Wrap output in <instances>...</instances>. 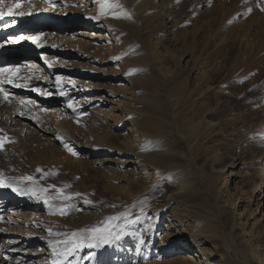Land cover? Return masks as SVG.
Here are the masks:
<instances>
[{"label":"rangeland","instance_id":"374dc122","mask_svg":"<svg viewBox=\"0 0 264 264\" xmlns=\"http://www.w3.org/2000/svg\"><path fill=\"white\" fill-rule=\"evenodd\" d=\"M93 1L104 14V23H111L112 27L98 23L100 27L91 31H101L103 38L97 43L103 48L97 57L86 60L61 54L67 52L65 39L73 41L77 33L87 32L86 28L33 27L34 23H20L28 20L23 12L15 20L20 7H8L12 11L10 20L14 18L15 24L6 27L8 33L0 43L15 40L22 27L27 28L28 35H39L40 40L34 46L37 50L28 55L31 51L21 48L15 63L27 62L25 67L30 69L27 79L34 74L43 77L40 68L41 63L45 64L51 77L46 72L50 79H41L53 81L54 90L59 93L42 91L29 85V80L21 82L22 87L21 83L15 86L13 92L0 84V137L6 141L0 149V179L4 181L0 188L16 190L22 182L20 178L32 177L27 184L45 195L51 209L48 223L66 228L69 233H83L108 222H117L116 229L121 230L127 222H137L140 237L135 241L149 262H153L151 253L158 245V240L148 244L149 239L154 234H172L191 240L201 254L200 264H264L259 259H264V226L260 230L250 227L253 216H257L259 209L264 210L261 198L264 184L259 192L254 191L260 167L264 165V130L257 128V112L253 107V98L262 96L261 72L247 73L250 68L247 59L259 55L256 49L262 46L264 0H208L194 11H191L193 0H175L178 6L167 14L150 11L151 3L156 2L159 8L171 0ZM20 2L12 0L10 4ZM8 9L0 12L7 14ZM45 10L42 14L47 18L58 20L64 15L60 12L63 10L54 13L53 2L46 4ZM132 11L129 20L134 21L133 29L127 31L122 24L119 30L116 26L121 24L115 26L111 22L113 17L117 20ZM68 14L69 20L71 15L86 19L75 8ZM18 22L20 26L16 27ZM92 41H96L95 37ZM76 46L79 51L93 52L83 48L84 44ZM4 48L17 50L16 45ZM76 65L88 73L85 78L71 73L77 70ZM11 77L8 73L7 78ZM7 78L4 84L11 87ZM75 78L93 87L91 99L103 97L109 89L119 93L114 103L119 110L115 115L122 123L120 127L112 126L104 118L109 104L94 100L91 104L94 109L90 110V105L85 107L80 99L66 95L64 85L74 83ZM185 81L187 88L183 91L181 85ZM11 115L13 119L25 116L38 128L54 131L57 141L41 139L29 149L30 141L40 133L36 130V134H29L20 126L28 121L17 119L13 123ZM125 119L135 124L133 134L126 130L129 124ZM205 122L213 123L216 130H209L210 136L198 137L194 133ZM187 123L199 126L190 133ZM90 148L106 153L89 157ZM213 150H217L215 157ZM132 152L137 154L136 163L127 162ZM106 155L116 162H102ZM183 170L193 172L190 187L194 192L180 194L179 202L168 205L165 196L175 192L176 181L172 180L182 175ZM224 172H230L231 195L220 191ZM18 227L14 223L5 228L0 226V261L6 257L10 264H26L24 251L15 246L14 238L5 237L15 231L23 233ZM179 254L174 251L165 258L176 262L172 264H184Z\"/></svg>","mask_w":264,"mask_h":264},{"label":"bare ground","instance_id":"6f19581e","mask_svg":"<svg viewBox=\"0 0 264 264\" xmlns=\"http://www.w3.org/2000/svg\"><path fill=\"white\" fill-rule=\"evenodd\" d=\"M20 1H22V2H20ZM34 1H36V0H34ZM207 1L208 0H193V3H192L193 7H192L191 11H194L195 7L197 8L199 6L205 5ZM10 2H12V0H8V1L3 0V4H0V11H3L4 9H8V7H10V6L15 7L16 4H14V3L10 4ZM19 2L21 3V4H19L20 9L16 13V17H17V15H18V17L15 18V20H18L19 16H21L22 12L24 14H26V17H28L27 22H23V21H21V19H19V21H21L20 23H22V24L25 23L26 25H28L30 23H32V24L34 23L33 27H35L37 25H42L43 27L50 29V30L53 29V27H56L58 25H62L65 27H74L76 25L77 27L81 26V27L86 28L85 30L87 32H79V33H77V35H75V36H78L77 38L75 37L76 40L74 39L72 41L69 39H65L67 52H61V54L72 55V56H74L80 60H86V59H90L92 56L94 57V56L98 55L99 53H101L102 50H100V49L103 48V46L98 45L97 41L99 42L100 40H102L103 35H100L99 32H101V31H96V33H92L91 31L95 32L94 29L97 27H100V25L98 23H103V24H106V23H104L105 22L104 14L102 12H100L101 11L100 8H96L95 4H97V3L94 2L93 0H40L39 2L36 1L35 3H28L25 5L23 3V0H19ZM50 2H53L55 5L54 13L57 14V12H59V10H63V11H60V12H64V15L61 19L57 20V19L47 18L45 14H42V13L47 12L45 10V6H46V4H49ZM156 6H157V3L152 2L151 7H150V11H155L156 13L164 12L165 14H167L171 11H174V9L178 6V3L175 0H171L169 3H166V4L162 3L161 6H159V8H156ZM86 7H89V8L87 9ZM72 8H75V11L82 13L86 19L84 20L82 17L73 18V15H71V14L70 15L72 16V18L70 20L67 19L66 17L69 15L68 12H71ZM64 10H66V11H64ZM132 14H133V11L130 13H126L122 16H118L120 18L117 20H116V16H115V17H113L111 22L114 25L115 24H121V25H117V26L115 25L116 27H119L118 28L119 30H121L122 24L124 25L123 28H127V31L131 30L135 27V24L133 23L134 21L133 22L130 21ZM253 14H255V13H253ZM10 17L11 16L7 15V14L0 16V21H1L0 28L7 29L6 27L13 26L15 24L14 18L11 21ZM29 19H30V21H29ZM79 20H81V22H79ZM82 20H84V21H82ZM109 25H111V23ZM109 25H107V26L109 27ZM15 26L19 27L20 26L19 22L16 23ZM111 27H112V25H111ZM111 27H109V28L111 29ZM20 29H21L20 32L17 34L16 37H14V38H16L15 40H18L19 42H17V43L9 42L8 44L0 43V51H3V47H13L14 45H16L18 49H21V48L26 49L27 48V49L32 50V51L37 48V47H34L37 45L32 43L31 39H29V37H32V36L26 34L27 28L25 29L24 27H22ZM88 30H90V32ZM114 31H115V29H114ZM14 32L15 31L12 30V33H14ZM87 35L90 36L88 39H86ZM91 35H93V36H91ZM93 37H95V39H96V41H94V42L92 41ZM119 38H120V36H119ZM84 39H86V40H84ZM78 43L84 44V46H82L83 48L86 47V49H88V50L91 49V51H93V52L89 53L87 50H84V49H83L84 51L83 50L79 51L77 49V46H76V44H78ZM256 51L260 52L259 55H253L252 60L247 59L250 61V68L247 70V73H248V75H250L254 71H260L261 72V78L259 79V89H260L262 96L259 98L258 97L253 98V104H254L253 107H254L255 111L257 112V114H255L256 119L258 120L257 128H258V130L259 129L264 130V35H262V46H261V48L258 47L256 49ZM5 54H6V52H5ZM9 55L11 56L12 60H11V64L8 67H10V68L15 67V68L19 69V71L16 72L15 74L11 73L12 74V77H11L12 81L15 82V84H13L14 91L16 90L15 86H17L21 82L27 81V80H29V82H27L29 85L38 86L39 88L42 89V91L43 90L47 91V93L50 91H55V92L57 91V89L54 90L55 84L53 83V81L42 80L41 79L42 76H40V75L34 74V76H32V78L27 79V75H28L29 70H30V69L28 70L27 67H25V65H27V62L26 61H20V63H15L17 61L16 55H18V50H16V49L13 50ZM40 56L41 55H39V58H40ZM42 56L44 58V55H42ZM91 60H94V59H91ZM28 63H29V61H28ZM46 63H47V61H46ZM41 64L42 65H41L40 69H43V74H44V76L42 78L47 77V75L49 77H51L50 76L51 70L46 68L47 66H45V64L44 65H43V63H41ZM78 65L83 66L84 64L83 65L78 64ZM79 66L76 65L75 67L77 70L72 71L71 73L75 76H78L79 78L80 77L85 78V76H87L86 74H88V73L82 72L79 69ZM38 67H40V66H38ZM46 72H47V75L45 74ZM55 76H57V75H55ZM54 78H56V77H54ZM48 79H50V78H48ZM75 80L76 81H74V83L70 82V84L69 83L65 84L64 85V86H66L65 89H63L64 87H61L60 89H63L64 91H66L65 93L67 96H71V97L73 96V98H76V99L78 98L77 100L80 99V103L84 104L85 107H88L89 105L91 107V104L94 100L97 101V103L102 101L104 103L109 104L110 106H109L108 110L106 111V116L104 118H106L108 121H110L112 126L118 127V125H119V127H120V125H122V123L120 122V119L117 118L115 115V112L119 111V110L117 108V105H115L116 103H114L115 98L119 95V93L117 91H112L109 89L108 91H105L103 93L104 95H103V97L101 96L102 98L99 96L101 99L98 98V96L96 98L91 99L89 96L93 91V87L91 88V86H89V87L87 85L85 86L83 84L84 81L81 82L82 80L80 81L79 79L77 80L76 78H75ZM184 88H187V81H185L181 85V89L183 90ZM57 93H59V92L57 91ZM185 94H187V93H185ZM28 99H30V98H28ZM30 101L32 102L34 100H30ZM34 103H35V101H34ZM92 109H94V108L91 107L90 110H92ZM8 110H9V108H8ZM3 114H5V113H3ZM11 116L12 117H10V121H14L13 123H15V120H17V119H19L21 121H23L25 119L26 121H28L25 124H21L19 121H17V123L19 122L21 124L20 126L23 129H25L29 134H31V135L36 134V130L40 133L37 136H35V138L32 140V142L30 141V143H29L30 148L29 149H33L34 146L37 145L36 144L37 141H39L41 139H43V140L45 139V141H47V142L57 141V137L55 136L54 131L51 132L48 128H44V127H43V130L38 128L30 118H26L25 116L19 115L17 119H13L14 118L13 115H11ZM104 118H103V120H104ZM116 118H117V121H119V122L116 121ZM129 120L125 119V121L129 124V127H127L126 130L128 132H131V134H133V130H136L133 128V126L135 124L132 125ZM141 120H144V119H141ZM141 122H143V121H141ZM51 124L55 125V122H53ZM215 125H217V124H215ZM198 126H197V124L189 125L188 123L186 125V127H187V129H189L190 133H194L196 131V129L198 128ZM216 127L214 126L213 123L205 122L203 125L199 126V128L197 129V132H195L194 134L198 135V137L201 134H208V136H210V131L215 132L216 129H213V128H216ZM60 128H61V126H60ZM90 149L91 150L89 151V157H93L95 155H101L100 153H106L105 151H101L98 148H96V149L90 148ZM105 150H107V149H105ZM107 151L111 152V150H107ZM56 153L57 152H55V155H56ZM211 153H212V157H215L216 155H218L217 150H213V151H211ZM48 154H49V152H48ZM131 154H132V158L128 159L127 162L128 163H136L137 154L135 155L134 152H132ZM50 161H51V159H50ZM50 161L48 160V162H50ZM102 162L113 164L116 162V160L111 158L109 155H106V158L103 159ZM42 163H43V161H42ZM230 165L233 166L234 162H231ZM65 167H66V165H65ZM64 170H65V168H64ZM68 170H69V168H68ZM259 171H260L258 173L259 181H258V183H256V185L254 187L255 188L254 191H257V192H259L261 190V188L264 184V165H262L260 167ZM192 173H190L187 170H183L182 175L180 174L176 177V179L172 180L173 182L176 181V189H175V192H173L172 194L165 196V201L168 205H171L172 203L179 202L180 200H179L178 196L180 194H190L191 192L192 193L194 192V190H192V188L190 187V182H191L190 178H191ZM223 176H224V181H223L222 188L220 189V191H225V195H231V193L228 191L229 189L233 188L230 186V182H229L230 172H224ZM231 176H233V175L231 174ZM20 179L22 182H19L20 187L16 190L10 189L9 187H5V186H4L5 188H0V222L4 221V223L0 224V226L3 225V227L5 228L6 225H9V223H14V224H18V226H19L18 229H22L24 231L23 233L15 231V233H18V234L9 233V235H6L5 237L8 239L14 238L12 241H15V243H14L15 246H18L20 249H22L24 251L23 256H24V258H26L24 260L26 264H159V263L160 264H164V263L172 264V263H176V262L173 259L167 260L165 257L170 255L174 251L180 253L178 256L179 260L181 262H184V264H186L187 262L191 263V264L202 263L201 262V254H200V252H197L195 250L196 247L193 245L191 240H189V239L182 240V239H179L177 236L172 235V234H166V235L163 234L162 236H159L158 234H154L153 239H151V238L149 239L148 244L151 242H154L155 240H158V245H157L156 249L151 253L152 257H154L153 262L147 261L146 255H144L142 247L140 246L139 242H138V244H136V241H135L136 238L140 237L139 233H138V228L136 226L137 220L135 221L136 224L133 221L127 222L125 227H122L121 230L116 229L115 224H117V222H115V224L108 222L102 226L96 227V228L101 229V231L99 233H95V234H93L92 232H90L88 230L87 231L83 230V233L78 232V231L74 232L73 229L71 230L73 232L69 233L68 231L65 230L66 228L63 229L57 225H55V227H52V225L48 223V219L50 217H52L51 216L52 212H51V209L49 208V206L47 205L45 195H43V193H41V191H38L35 187H31L32 185L27 184V179H25V180H23L22 178H20ZM216 180H217V178H216ZM216 191L220 192L219 188H217ZM261 198H264V194L261 195ZM259 210L260 211H259V213H257V216H255V217L253 216V221H252V224L250 226L251 228H253L255 230H260L264 226V213H263L264 210L263 209H259ZM241 211L242 210L240 209V212ZM15 226H17V225H15ZM105 230H107V231H105ZM51 231L55 232L54 235L52 234L53 236L50 235V233H49ZM213 231H214V229L213 230L211 229L209 231L212 238L214 236ZM113 232L116 234H120V233H123V234L121 235L120 239L116 240L114 238V236H110V234ZM74 233H76V235H73ZM56 235H58L59 237L55 238ZM101 237H109L111 239V242L107 243V244L102 243ZM251 246H252V244H251ZM7 256H8V254H7ZM25 256H27L29 258H27ZM21 259H23V258H21ZM259 259L262 263L264 262L263 258L259 257ZM0 264H10V260L6 257H4V259L1 258Z\"/></svg>","mask_w":264,"mask_h":264},{"label":"snow or ice","instance_id":"6c2138e0","mask_svg":"<svg viewBox=\"0 0 264 264\" xmlns=\"http://www.w3.org/2000/svg\"><path fill=\"white\" fill-rule=\"evenodd\" d=\"M0 4H3V0H0ZM16 7H19L20 5L19 4H16L15 5ZM250 11V10H249ZM5 13H3V12H0V16H3ZM8 15H11L12 14V11H11V9H9V11H8V13H7ZM130 18V17H129ZM29 39H31V41H32V43H34V44H38V41L40 40V36L39 35H36V36H32V37H29ZM13 43H17V42H19L18 40H13L12 41ZM19 71V69L18 68H15V67H13V68H0V73H5V72H10V73H13V74H15L16 72H18ZM6 82L7 83H13V81H12V79L11 78H7L6 79ZM17 86H19V85H17ZM4 99L5 100H7L8 99V96H7V94H5V96H4ZM24 102L23 101H21V104H23ZM71 106V105H70ZM0 131H2V130H0ZM6 141H5V137H0V149H2L3 148V144L5 143ZM7 142H11V141H7ZM69 151H71V149H69ZM73 154H75V153H73ZM37 171H41L40 169H37ZM23 179H27V180H31V179H33L32 177H24ZM4 184V181L2 180V179H0V185H3ZM15 190V189H14ZM88 231H90V232H92L93 234H95V233H99L100 231H101V229H99V228H94V229H89ZM105 231H107V230H105ZM123 233H120V234H116V233H111L110 234V236H114V238L116 239V240H118V239H120L121 238V235H122ZM73 235H76V233H74ZM101 241H102V243H105V244H107V243H110L111 242V239L109 238V237H101ZM98 246V245H97Z\"/></svg>","mask_w":264,"mask_h":264}]
</instances>
